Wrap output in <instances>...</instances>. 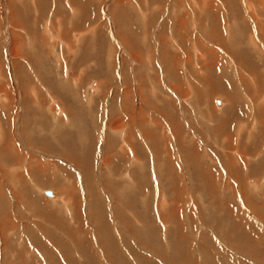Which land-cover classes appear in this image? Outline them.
Returning <instances> with one entry per match:
<instances>
[{
    "label": "rangeland",
    "instance_id": "obj_1",
    "mask_svg": "<svg viewBox=\"0 0 264 264\" xmlns=\"http://www.w3.org/2000/svg\"><path fill=\"white\" fill-rule=\"evenodd\" d=\"M33 2L0 0V264H264V0Z\"/></svg>",
    "mask_w": 264,
    "mask_h": 264
},
{
    "label": "bare ground",
    "instance_id": "obj_2",
    "mask_svg": "<svg viewBox=\"0 0 264 264\" xmlns=\"http://www.w3.org/2000/svg\"><path fill=\"white\" fill-rule=\"evenodd\" d=\"M8 2H9V0H7ZM30 1V0H29ZM37 1H39L40 2V4L42 3L41 2V0H34V4L35 5H37ZM44 1V0H43ZM67 2H69L68 4H73V0L70 2V0H66ZM145 1V0H144ZM15 2H16V0H15ZM18 2V1H17ZM27 2V1H26ZM38 2V3H39ZM54 2V1H53ZM133 2V1H132ZM12 3V2H11ZM14 4V3H13ZM19 4V3H18ZM42 4H44V3H42ZM42 4L40 5L41 7H42ZM117 4V3H116ZM144 4V3H143ZM11 5V4H10ZM15 5H16V3H15ZM24 5V4H23ZM22 5V6H23ZM30 5H31V3H30ZM34 5V6H35ZM45 5V4H44ZM67 5V4H66ZM70 5V6H71ZM8 6H9V4H8ZM46 6V5H45ZM45 6H43L44 8H45ZM73 6V5H72ZM9 7H11V6H9ZM27 7V6H26ZM35 7H37V6H35ZM78 7V6H77ZM81 8H82V6H80ZM79 7V8H80ZM89 7V6H88ZM69 8V7H68ZM80 8V9H81ZM83 8H84V5H83ZM19 9V8H18ZM43 9V8H42ZM51 9H53V8H51ZM94 9V8H93ZM248 9V8H247ZM78 11H79V9H77ZM14 11V10H13ZM20 10H18L17 12H19ZM53 11V10H52ZM71 11V10H70ZM75 11V10H74ZM90 11V10H89ZM21 12V11H20ZM76 12V11H75ZM16 13V12H15ZM72 13H74V12H72ZM11 15H12V13H11ZM10 15V16H11ZM51 15V14H50ZM44 17V16H43ZM113 17V16H112ZM143 17H146V16H143ZM148 17V16H147ZM222 17V16H221ZM243 17V16H242ZM252 18L251 19H253L254 20V24L256 25V27L257 28H260L261 30H260V37L258 36V35H255V34H252V33H254V32H252L251 34V41H250V43H251V45L253 46V47H257V48H259V46L261 45V40H262V43L264 42V26L262 25V22H260L259 20H257L256 18H255V16H251ZM9 18V17H8ZM184 18V17H183ZM223 18V17H222ZM14 19V18H13ZM226 19V18H225ZM10 20H12L11 18H10ZM183 20V19H182ZM138 21V20H137ZM251 21V20H250ZM9 22V21H8ZM13 22V21H12ZM48 23H49V25L51 24V21H47ZM59 22H61V21H59ZM179 22V21H178ZM236 23V22H235ZM250 23V22H249ZM22 24V23H21ZM24 25H25V23H23ZM185 24V23H184ZM226 24V23H225ZM52 25V24H51ZM50 25V26H51ZM177 25V24H176ZM13 26V28L14 29H17V30H21L22 28H23V25H22V28H20L21 26L20 25H12ZM47 26V25H46ZM182 26V25H181ZM186 26V25H185ZM254 26V25H253ZM122 27V26H121ZM9 29V28H8ZM26 29V28H25ZM24 29V30H25ZM44 29V28H43ZM47 30H48V27L46 28ZM46 29L44 30V31H46ZM142 29V28H141ZM23 30V29H22ZM28 30H30V29H28ZM49 30H51V29H49ZM204 30V29H203ZM226 30V29H225ZM255 30V29H254ZM10 32H8V33H10V38H11V41H10V44H9V49H10V51L13 53V57H15V56H23L24 58V61H23V64L24 65H26V66H29V68H32L33 67V53L32 52H29L28 50V52L27 51H25L24 49H23V47L22 46H24L23 44H22V42H21V39L23 40V38H21L22 37V33H20L21 31H18V32H15V31H13V30H9ZM35 31V30H34ZM64 31V30H63ZM132 31V30H131ZM29 32V31H28ZM46 32H49V31H46ZM143 32V31H142ZM204 32V31H203ZM224 32V31H223ZM230 32V30H228V33ZM251 32V31H250ZM257 32H258V30H257ZM27 33V32H26ZM25 33V34H26ZM31 33H33V32H31ZM43 33V32H42ZM117 33V32H116ZM255 33H256V31H255ZM259 33V32H258ZM257 33V34H258ZM2 34V33H1ZM28 34V33H27ZM34 34V33H33ZM32 34V35H33ZM37 34V33H36ZM35 34V35H36ZM50 35H51V33H49ZM144 34V33H143ZM3 35V34H2ZM31 35V34H30ZM43 35V34H42ZM223 35H225V34H223ZM45 35H43V38L41 39L42 41L41 42H39L38 44H41L42 46H46L47 45V41L49 40H46L47 38H45L44 37ZM49 36V35H48ZM127 36V35H126ZM132 36V35H131ZM172 36V35H171ZM210 36H212V34H210ZM257 36L259 37V40L257 39ZM32 37V36H31ZM35 37V36H34ZM42 37V36H41ZM47 37V36H46ZM59 37V36H58ZM209 37V36H208ZM216 37V36H215ZM214 37V38H215ZM3 38V37H2ZM9 38V39H10ZM33 38V37H32ZM32 38H29L33 43H34V40H32ZM118 38V37H117ZM209 38H211V37H209ZM34 39V38H33ZM53 39V38H52ZM51 39V40H52ZM123 39V38H122ZM132 39V38H131ZM159 39V38H158ZM231 39H232V37H231ZM261 39V40H260ZM29 40V41H30ZM36 40H39V39H35V41ZM56 40H58V39H56ZM55 40V41H56ZM64 40V39H63ZM62 40V41H63ZM127 40V39H126ZM28 41V42H29ZM30 41V42H31ZM38 42V41H37ZM54 42V41H53ZM132 42V41H131ZM241 42V41H240ZM239 42V43H240ZM25 43V42H24ZM33 43H31V44H33ZM57 43V42H56ZM64 43V42H63ZM129 43V42H128ZM224 42H222V43H220V45L222 46V47H224V46H226V45H224V44H226V43H224ZM227 43L229 44V42L227 41ZM28 44V43H27ZM67 46H68V48H71L72 46H71V43L69 42V44H67V41H66V43H65ZM119 44V43H118ZM125 44V43H124ZM127 44V43H126ZM125 44V45H126ZM162 44V43H161ZM165 44V43H164ZM200 44H201V42H200ZM29 45H30V43H29ZM128 45V44H127ZM140 45V44H139ZM142 45V44H141ZM167 45V44H166ZM191 45V44H190ZM203 45V44H202ZM219 45V46H220ZM233 45V44H232ZM52 46V45H51ZM129 46V45H128ZM127 46V47H128ZM161 46V45H160ZM172 46H173V48L175 49V50H179V45L177 44V42H175V44L173 45L172 44ZM6 47V46H5ZM27 47H29V46H27ZM75 47V46H74ZM162 47H164L163 45H162ZM228 47V46H227ZM37 48V47H36ZM47 48V47H46ZM52 48V47H51ZM138 48V47H137ZM216 48V47H215ZM226 48V47H225ZM230 48V47H229ZM229 48H226V49H229ZM239 48V47H238ZM31 49V48H30ZM74 49V48H73ZM156 49V48H155ZM203 49V48H202ZM205 49V48H204ZM34 50V49H33ZM39 50H40V48H39ZM54 50V49H53ZM133 49L131 48L130 50H128V51H126V52H129L130 54H135V52H133L132 51ZM166 50V49H165ZM215 50V49H214ZM213 50V51H214ZM241 50V49H240ZM38 51V50H37ZM48 51V50H47ZM70 51V50H69ZM198 51H199V49H198ZM206 51V50H205ZM49 52L51 53V51L49 50ZM48 52V53H49ZM96 52H98V51H96ZM124 52V51H123ZM164 51H162V49H161V53H163ZM218 52V51H217ZM216 52V53H217ZM236 52H237V48L235 49H231V51H230V53L232 54V56L234 57V58H232L231 56V61H233L234 60V64L236 65V67H235V69L234 70H236V71H238V73H239V76H240V78L243 80L244 79V77H243V70H242V68L243 69H245V67L247 66V63H246V66H241V65H243L242 63H243V61L241 60L240 62H237V58L235 57V55H236ZM241 52V51H240ZM249 52V51H248ZM261 52V51H260ZM11 53V54H12ZM188 53V52H187ZM210 53V52H209ZM220 53V52H219ZM242 53V52H241ZM245 53V52H244ZM263 53V52H262ZM10 54V55H11ZM58 55V53H55V55ZM98 54V53H97ZM228 54H229V52H228ZM252 54H254V53H252ZM264 54V53H263ZM49 55V54H48ZM66 55H67V53H66ZM164 57H165V54H162ZM179 54H176V55H169L168 57H169V59H168V61H170V59H171V62H172V60L173 59H176L175 57L176 56H178ZM227 55V54H226ZM238 56V55H237ZM257 56V55H256ZM57 57V56H56ZM201 57V56H200ZM199 57V58H200ZM215 57H216V55H215ZM239 57V56H238ZM242 57V56H241ZM18 58V57H17ZM180 58H182V57H179L178 58V60H181ZM240 58V57H239ZM14 59V58H13ZM12 59V60H13ZM57 59V58H56ZM60 59V58H59ZM135 59V58H134ZM161 59H162V57H161ZM166 59V58H165ZM166 59V60H167ZM201 59V58H200ZM205 59V58H204ZM241 59V58H240ZM136 60V59H135ZM141 60H143V58L141 57ZM202 60H203V58H202ZM227 60V59H226ZM239 60V59H238ZM175 61V60H174ZM188 61L190 62L191 61V57H189L188 56ZM200 61V60H199ZM206 61V60H205ZM216 61V60H215ZM252 61V60H251ZM13 62H14V66L16 67V65H18L19 64V62H18V60L16 61V60H13ZM179 62V61H178ZM193 62H194V60H193ZM196 62V61H195ZM227 62H228V60H227ZM245 62V61H244ZM57 63V62H56ZM58 63H62L61 61L60 62H58ZM150 63V62H149ZM163 63V62H162ZM165 63V62H164ZM167 63V62H166ZM174 63V62H173ZM175 63H177V62H175ZM191 63V62H190ZM197 63V62H196ZM196 63H195V65H196ZM214 63V62H213ZM216 63H217V61H216ZM232 63V62H231ZM23 64H20V65H23ZM112 64V63H111ZM168 64V63H167ZM169 64H171V63H169ZM188 64V63H187ZM197 64H199V63H197ZM222 64H223V59H222ZM227 64V63H226ZM23 65V66H24ZM36 65V64H35ZM194 65V64H193ZM194 65V66H195ZM201 65V64H200ZM204 65V64H203ZM207 65V64H206ZM13 66V65H12ZM57 66V65H56ZM59 66V65H58ZM165 66V65H164ZM172 66V65H171ZM197 66V65H196ZM199 66V65H198ZM202 66V65H201ZM229 66V65H228ZM14 67V68H15ZM25 67V66H24ZM159 67H160V65H159ZM174 67V66H173ZM203 67V66H202ZM205 67V66H204ZM208 67V66H207ZM207 67L205 68V70L207 69ZM224 67H225V64H224ZM223 67V68H224ZM234 67V66H233ZM36 68V67H35ZM63 68V67H62ZM191 68H194V67H192L191 66ZM198 68V67H197ZM248 68V67H247ZM16 69V68H15ZM14 69V70H15ZM189 69V68H188ZM225 70L227 69V68H224ZM195 70V69H194ZM202 70V69H201ZM251 70V69H250ZM173 71V70H172ZM193 71V70H192ZM235 71V72H236ZM245 71V70H244ZM34 72V71H33ZM52 72V71H51ZM166 72H168V69H166ZM195 72H197V71H195ZM199 72V71H198ZM234 72V73H235ZM17 73V72H16ZM35 73V72H34ZM178 73V72H177ZM242 73V74H241ZM0 74H1V72H0ZM5 74V73H4ZM15 74V73H14ZM27 74V73H26ZM51 74V73H50ZM190 74V73H189ZM220 74V73H219ZM247 74V73H246ZM248 74H250V75H252V73H250V71L248 72ZM247 74V75H248ZM36 75V74H35ZM193 75V74H192ZM196 75V74H195ZM198 75V74H197ZM1 76V75H0ZM9 76V75H8ZM19 76V75H18ZM40 76V75H39ZM43 76V75H42ZM41 76V77H42ZM171 76V75H170ZM175 76H177V75H175ZM253 76V75H252ZM251 76V78L255 81V78L254 77H252ZM22 77V76H21ZM27 77V76H26ZM249 77V76H248ZM19 78V77H18ZM64 78V77H63ZM219 78V77H218ZM5 79V78H4ZM24 79V78H23ZM22 79V80H23ZM28 79V78H27ZM37 79V78H36ZM42 79V78H41ZM51 79V78H50ZM211 79V78H210ZM251 79V80H252ZM18 80V79H17ZM216 80V79H215ZM244 80H246V79H244ZM242 81V84H243V86H240V87H242L243 89H250V87H249V85L250 84H248V82L246 81ZM1 81V80H0ZM10 81V80H9ZM8 81V82H9ZM41 81H43V80H41ZM40 81V82H41ZM78 80H77V78H74V83H76ZM220 81V80H219ZM19 82V81H18ZM43 83V82H42ZM26 84V83H25ZM77 84V83H76ZM207 84V83H206ZM239 84V83H238ZM149 85V84H148ZM195 85V84H194ZM240 85V84H239ZM262 85V84H261ZM2 86V85H1ZM0 86V87H1ZM173 86V85H172ZM44 87V86H43ZM96 87H97V85H96ZM100 87V86H99ZM139 87V86H138ZM239 87V88H240ZM13 88V87H12ZM20 88V87H19ZM216 88V87H215ZM221 88V87H220ZM238 88V89H239ZM21 89V88H20ZM52 89V88H51ZM136 89H137V87H136ZM173 89H174V86H173ZM44 90V89H43ZM133 90V89H132ZM175 90H177V89H175ZM0 91H4V97L2 96V100L3 99H5V98H7L8 99V101L10 102V104L12 103L11 101V99H12V94L14 93V90L13 89H10V88H5V87H1L0 88ZM33 90H31V92H32ZM51 91V90H50ZM49 91V92H50ZM188 91V90H187ZM186 91V92H187ZM240 91V90H239ZM244 91V90H243ZM249 91V90H248ZM189 92V91H188ZM214 92V91H213ZM226 92L227 91H225V92H223V95L225 96L224 98L226 99V100H228L229 99V97H227V95H226ZM229 92V94H231L230 93V91H228ZM247 92V91H246ZM26 93H28V92H26ZM47 93V92H46ZM253 93V92H252ZM32 94V93H31ZM137 94H138V96L143 100V102H145V103H147L148 102V97L146 96V95H144V93H143V91H142V88L140 87V88H138V92H137ZM245 94V93H244ZM34 95V94H33ZM32 95V96H33ZM136 95V94H135ZM171 96V95H170ZM251 96V95H250ZM172 98V97H171ZM232 98V97H231ZM245 98V97H244ZM38 99H39V97H38ZM139 99V98H138ZM247 99H248V97H247ZM246 99V100H247ZM253 99V98H252ZM252 99L249 97V101H250V103H251V105H252V108H254V102H252ZM257 99V98H256ZM261 99V98H260ZM32 100H34V97H33V99ZM40 100V99H39ZM231 100V99H230ZM38 101V100H37ZM62 101V100H61ZM233 102H235V100H232ZM258 101V100H257ZM256 101V102H257ZM4 102V101H3ZM38 102H40V101H38ZM58 102V101H57ZM230 102V101H229ZM232 102V103H233ZM255 102V103H256ZM259 102V101H258ZM5 103H7V102H5ZM9 104V103H8ZM143 104V103H142ZM236 104V103H235ZM239 104V103H238ZM247 104V103H246ZM12 105V104H11ZM10 105V106H11ZM234 104H231V102H230V105H229V107H227V109H229L231 106H232V108H233V110H235V108H236V106H233ZM237 105V104H236ZM248 105V104H247ZM0 106H2V107H4L3 105H1L0 104ZM10 106H8V108H10ZM245 106V105H244ZM51 107V106H50ZM257 107V106H256ZM139 108V107H138ZM214 109H217L216 107H213ZM24 109V108H23ZM51 110H53V109H51ZM56 110V109H55ZM230 110V109H229ZM26 111V110H25ZM138 111H140L139 109H138ZM60 112H61V110H60ZM126 112V111H125ZM128 112V111H127ZM126 112V113H127ZM7 113H9V112H7ZM56 113V112H55ZM63 113V112H62ZM141 115H143V112L141 113ZM140 115V116H141ZM160 115H161V113H160ZM231 115H234V113H232ZM8 116V115H7ZM132 117V116H131ZM158 119V118H157ZM263 120V119H262ZM258 121V120H257ZM130 122H131V120H130ZM156 122V121H155ZM246 122V121H245ZM140 122H138V124H139ZM249 123V122H248ZM258 123V122H257ZM113 124V123H112ZM141 124V123H140ZM139 124V125H140ZM160 124V123H159ZM26 125V124H25ZM116 126L117 127H120V126H118V123L116 124ZM130 129V128H129ZM123 130H120V132H122ZM10 139L13 141L12 142V144H10V143H8L7 145H3V147H4V149L5 150H3V152L5 153V154H7L6 155V159H10V160H12L11 158H13V156H10L9 154H11V153H13V151H12V148H13V145L16 143L15 142V138H13V137H10ZM8 140V139H7ZM19 140V139H18ZM31 142V141H30ZM126 142H127V140H126ZM125 142V143H126ZM230 143L232 144L233 143V141H231L230 140ZM32 144V143H31ZM16 145V148H17V144H15ZM44 149V148H43ZM17 150H18V148H17ZM64 150V149H63ZM14 151H16V149L14 148ZM16 154H17V152H16ZM19 154V153H18ZM12 155V154H11ZM1 156V155H0ZM71 156V155H70ZM70 156H68V157H70ZM11 157V158H10ZM15 157V156H14ZM18 158V157H17ZM21 157H19V159H20ZM230 158V157H229ZM229 158L227 157V158H225V161H226V164H231V162H232V160H229ZM15 159H16V157H15ZM22 159V158H21ZM231 159V158H230ZM13 161V160H12ZM80 161V160H79ZM19 162H17V164H18ZM73 164V163H72ZM32 167V166H31ZM1 168V167H0ZM4 168V167H3ZM32 169V168H31ZM40 169V168H39ZM5 170V169H4ZM30 170V169H29ZM3 171V170H2ZM15 170H13V172H14ZM17 172V171H16ZM28 172H30V171H28ZM6 173H8V175H9V178H11L12 176H11V174H9V171H5L4 172V174L6 175ZM15 174V173H14ZM18 175H20V174H18ZM20 177H21V175H20ZM26 177V176H25ZM13 178V177H12ZM23 179V178H22ZM23 181V180H22ZM25 182V181H24ZM252 182V181H251ZM25 184V183H24ZM23 185V184H22ZM53 201V200H52ZM69 203V202H68ZM67 205V204H66ZM92 213V212H91Z\"/></svg>",
    "mask_w": 264,
    "mask_h": 264
},
{
    "label": "water",
    "instance_id": "obj_3",
    "mask_svg": "<svg viewBox=\"0 0 264 264\" xmlns=\"http://www.w3.org/2000/svg\"><path fill=\"white\" fill-rule=\"evenodd\" d=\"M216 102H217V103H220L219 100H216ZM44 193H45V195H47V196H49V197H52V196H53V192H52V190L46 189V190L44 191Z\"/></svg>",
    "mask_w": 264,
    "mask_h": 264
}]
</instances>
